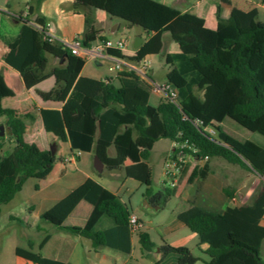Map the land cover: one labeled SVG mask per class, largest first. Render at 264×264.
Listing matches in <instances>:
<instances>
[{
  "label": "trees",
  "instance_id": "16d2710c",
  "mask_svg": "<svg viewBox=\"0 0 264 264\" xmlns=\"http://www.w3.org/2000/svg\"><path fill=\"white\" fill-rule=\"evenodd\" d=\"M74 4L84 9L87 28L96 21L95 11L101 10L152 33L131 56L109 49V53L131 61L138 62L147 55L162 53L163 35L169 33L176 51L166 55V63L186 79V84L178 88L180 104L163 99L153 105L150 103L151 88L133 72L119 76V84L111 78L83 77L80 72L86 59L72 54L58 41L45 39L44 32L32 22L45 25L46 20L40 16L31 19L34 9L30 6L28 16H19L24 25L20 37L10 44L6 62L21 73L28 88L55 75L56 86L40 95L44 99L58 100L70 96L81 108L71 107L70 110L76 113V119L83 120L81 130L71 128L70 123L66 128L63 111L44 109L48 132L62 141L68 139L73 149L94 152L111 170L124 166L134 135H138L174 141V155L179 152L177 145L187 144L183 151L192 160L198 162L206 158L201 168L194 169L189 181L196 176L206 178L211 161L218 157L264 177V147L251 140L240 147L229 146L225 144L224 132L213 136L206 130L212 122L220 123L231 116L246 128L264 135V44L260 51L255 46L259 32L264 30V22L259 20L258 9L243 11L220 2L216 11L217 27L211 29L182 19L178 9L159 0H74ZM222 50L230 52L228 61L221 57ZM50 55L64 58L66 66L47 71ZM0 95H14L3 80ZM0 116L6 117L4 123L15 143L9 153H2L0 157L1 214V205L10 202L36 172L49 168L56 161V155L51 150L41 151L24 140L26 119L18 117L13 109L0 106ZM111 147H114V155H110ZM2 148L0 142V152ZM147 153L148 150H143L142 157L146 159ZM189 166L187 161L180 178ZM125 171L129 177L144 183L149 177L147 162L127 166ZM175 193L176 186H164L157 191L148 187L145 197L152 204L163 205ZM82 199L93 205L88 221L83 226L65 225L67 215ZM131 214L130 206L118 194L88 178L41 217L72 235L89 238L95 248L107 246L129 253ZM263 217L264 187L251 203L198 213L187 220V226L199 236V248L207 245L204 251L210 260L206 264H264L261 254ZM139 240L145 254L155 249L147 231L139 232ZM29 245L33 246L31 240ZM160 252L162 257L177 253V264L198 261L188 247L166 241L160 246ZM15 253L37 264H69L19 246ZM157 264H161L160 261Z\"/></svg>",
  "mask_w": 264,
  "mask_h": 264
},
{
  "label": "crops",
  "instance_id": "0c3cea01",
  "mask_svg": "<svg viewBox=\"0 0 264 264\" xmlns=\"http://www.w3.org/2000/svg\"><path fill=\"white\" fill-rule=\"evenodd\" d=\"M159 1L169 3L171 6L178 9L181 12L182 19L211 29L217 27L216 11L217 4L220 2L230 4L243 11H250L256 8L259 11V20L264 22L263 0ZM30 6L34 9L31 19L40 16L44 18L46 22H50L51 27L49 31L55 35L57 39H72L75 36H80L82 38L83 46L96 45L102 37L113 39V37L108 35V29L106 28V25H104L107 19H111L110 33L112 35H115L117 39L121 37H127L129 39L130 51L125 54L127 56L134 54L136 50L134 47L136 41L139 42L141 46L152 34L143 31L138 26H131L123 19L111 16L101 10L95 11L96 21L92 27L87 28L85 23V11L83 8L77 7L74 4V0H0V82L3 80L5 86L14 91V95H0V106L2 108L13 109L18 117L26 119V130L23 137L27 143L35 145L41 151H49L51 150L50 146L55 145V155L58 153L60 154L59 161L56 159L49 168L43 171H38L31 176L36 177L37 175L40 177L36 182L35 192L31 194L32 196L27 197V199L31 198L35 200L34 203H29L28 219L32 218V216H36L41 223H43V227H38L36 235H29L30 237L26 236V240L23 241L19 247L31 249L35 252H41L48 258L69 264H133V262H135L134 264H157V261H160L161 264H177L179 261V255L177 253H170L171 255L168 254L164 257L161 256L160 246L166 241L175 246L188 247L192 253L198 257V261L195 264H206V262L210 260L209 255L204 251L207 248V245L204 244L202 245V249L199 248V236L187 226V220L191 216L201 212L223 211L229 206L240 207L251 203L256 194L264 187V177H261L258 174L260 178L256 180V184L253 183L252 185L251 177L247 178L246 176L242 179L240 177L235 180L232 176V172L236 168L225 165L224 162L218 160L220 159V157H218L211 161V170L206 178L202 179L201 177L196 176L192 181H189L194 169L196 167L198 169L201 168L206 162V159L197 162L189 158L188 162L190 163V166L186 173L180 178V181L176 186L175 195L169 198V200L177 198L183 199V201L180 202V205L177 204L180 208L178 209L177 207L172 209V213L166 225V235H163L160 240L154 239L149 231L145 229L146 224L144 219H142V217L135 211L137 209L136 200L139 199H136L133 195L132 197H129L127 201L125 195H123L121 191L124 184L129 179L137 180L126 174L125 167L134 166L140 162H147L149 165V177L147 182L144 183L137 180L145 185L144 190L141 191L140 198L146 208L152 206H158L156 207L158 209L162 208V205L152 204L149 202V199L145 197L146 189L148 187H154L152 151H155L156 142L159 140H152L141 136L136 138V135H134L132 145L127 151L124 166L119 169L111 170L105 165L103 171L98 172L95 169L94 164H91V159H95L96 154H94V152L73 149L71 147V142L68 139L62 141L59 137L46 130L42 113L44 109H58L63 111L66 128L70 123L69 126H71V128L81 130L83 120L81 118L76 119V113L70 110L71 107L81 110L79 104L76 101H73L70 96H67L64 100H58L44 99L40 95V92H49L56 86L55 75H51L37 83L35 86L28 88L21 73L6 62V56L10 51V44L20 37L24 25V20L20 19L19 16L22 15L23 18L28 16L26 13L29 11ZM114 19H118V22L112 23ZM98 30L100 31L99 33ZM130 31H134V35H129L128 33ZM168 34L169 33H164L163 42ZM259 42L260 44H258ZM263 44L264 30L258 34V39L255 44L256 49L260 51ZM174 51H176V46L171 42L166 53L163 50L160 54L146 56L151 61V71L149 75L151 82L161 84L165 81H171L177 88L186 84V79L176 73L172 66L166 63V55ZM223 51L225 50L221 51V57ZM160 55L162 56L161 61L157 62L154 57ZM49 59L50 61L47 71H52L57 67L66 66V60L64 58H57L50 55ZM224 60L228 61L229 59ZM93 62L96 65H94ZM105 62H108V65L110 66V62L106 59H86L80 75L98 80L111 78L116 84H119L117 79L119 76L128 75L129 70L127 68L112 71L108 67L107 70H104L103 67ZM253 63H256V58ZM163 69H165V76L158 79V73ZM145 82L151 88V83L148 81ZM163 99L165 98L161 93L151 90V104L157 105ZM228 118L238 122L231 116H226L222 122L218 123L214 121L210 126L216 128L218 133L222 131L226 134L225 144L240 147L245 141H237L233 138L230 139L231 137L229 138L222 127ZM5 119V116H0V124H5ZM67 119L69 121L68 123ZM239 124L242 125L241 123ZM248 130L254 132L250 129ZM6 135H8V133ZM136 139L138 140V144H136ZM260 145L264 147V140H262ZM175 146L176 143L172 141L170 149L160 152L161 158L159 160H162L163 173L164 163L173 153ZM3 150L4 146L1 153H3ZM79 150L81 151L80 154H78ZM143 150H148L146 159L142 157ZM114 154V147H111L110 155ZM224 161L226 160L224 159ZM73 163L75 166L70 167ZM57 164L60 166L59 170H55L54 168ZM229 164L241 167L238 164ZM239 169L243 170L245 168L241 167ZM227 170L230 171L231 174H229ZM104 172L105 176H103ZM88 178L99 182L107 189L118 194L122 200L130 206L132 213L140 218L143 224L141 230L147 231L155 243V249L150 252L149 255L145 254L143 251L139 236L138 243L140 250L138 251V254L135 253L136 244L134 233H132L131 236V251L129 253L107 246L95 248L89 238L72 235L67 231L57 228L52 222L41 217L44 212L51 210L58 202L64 199L78 186L82 185ZM164 186L165 179L157 185L155 191ZM228 194H230V196H228ZM92 210L93 205L89 201L82 199L67 215L64 224L83 226L88 221ZM22 222L27 225L28 229L31 230L34 228L30 222ZM261 223L264 225V217L262 218ZM188 228L190 230H187ZM47 236V241L44 243L43 247L40 248L41 242ZM30 240L33 242L32 247L29 245ZM263 247L264 239L261 244V254ZM195 250H199L200 253H195ZM16 264L37 263L27 261L17 256Z\"/></svg>",
  "mask_w": 264,
  "mask_h": 264
},
{
  "label": "rangeland",
  "instance_id": "374dc122",
  "mask_svg": "<svg viewBox=\"0 0 264 264\" xmlns=\"http://www.w3.org/2000/svg\"><path fill=\"white\" fill-rule=\"evenodd\" d=\"M111 19H107L104 25H106V28L108 29V35L113 37V39H117L115 35H112L110 33V21ZM118 22V19H114L112 23ZM134 31H130L129 35H134ZM127 34V35H128ZM165 45H164V52L166 53L169 49L170 43L173 42L171 35L168 34L167 37L164 39ZM260 44V42L258 43ZM222 57L224 59L230 58V52L229 51H223ZM162 56H155L154 59L157 60V62L161 61ZM94 65H96L93 62ZM108 62L104 63V70H107L109 65ZM165 76V69L161 70L158 73V79ZM223 129L227 133L230 139H235L237 141H246L251 140L255 143L259 144L262 143V140H264V136L260 133L251 132L242 125H240L238 122L234 121L231 118H228L225 123L223 124ZM7 134V133H6ZM5 134V135H6ZM136 138H139L138 135H136ZM0 142L3 143L4 150L3 153L7 154L9 153L15 146L13 137L10 136V133L5 138H0ZM138 140L136 139V144ZM234 143V142H233ZM172 144V140L170 139H161L158 142H156L155 145V151L153 152L152 156V172H153V187L154 189H157V185L165 179V175L163 173V164L162 160H159L161 158L160 152L166 149H170ZM53 145L50 146V149ZM148 147V146H147ZM56 159L60 160V154H56ZM216 159V158H215ZM221 162H224L227 166H233V168H236L232 172V176L236 179L244 178L247 176V178H252V183L256 184V180L260 178V176L250 170H241L239 166L236 167V165H230L227 163L228 161H224V159L220 158L218 159ZM91 164H94V160L91 159ZM75 164L73 163L70 165V167H74ZM55 170H59L60 166L58 164L54 167ZM96 169V168H95ZM229 174H231L230 171L227 170ZM105 176V172L103 174ZM40 176L31 177L26 184L24 185V188L21 192H19L10 202L6 204L1 205V214H0V264H16V258L17 255L15 253V248L17 246H21L22 242L26 240V236L30 237L29 235H36L38 227H43V223L35 216H32V218L28 219L29 216V203H34L35 200L28 198V196H32L35 192V185L36 182L39 180ZM180 181V180H179ZM168 186V185H167ZM145 185L137 180L129 179L123 186L121 193L125 195L126 200L128 201L129 197L135 196L136 199V207L135 210L138 215L144 219L146 227L145 229L149 231V233L152 235L154 239L160 240L163 235H166V225L168 223L169 217L172 213V209H175L180 206V202L183 201V199H172L167 200L163 205L161 209L156 208L155 206L146 208L143 204V201L140 198L141 191L144 190ZM22 221H28L33 225V229H28L27 225L23 223ZM187 228V227H186ZM187 230H190L189 228ZM190 232V231H189ZM181 234V233H180ZM182 235V234H181ZM138 233H134V240L136 244V250L135 253L138 254V251L140 250V246L138 243ZM170 237V236H169ZM172 239V238H171ZM195 253H200L199 250H195ZM171 255V254H170ZM262 257L264 258V247L262 249ZM165 259V258H164ZM135 262H133L134 264Z\"/></svg>",
  "mask_w": 264,
  "mask_h": 264
},
{
  "label": "built area",
  "instance_id": "2783aa9c",
  "mask_svg": "<svg viewBox=\"0 0 264 264\" xmlns=\"http://www.w3.org/2000/svg\"><path fill=\"white\" fill-rule=\"evenodd\" d=\"M26 14H28V12ZM32 25L40 31L44 32L45 39H48L51 42H60L64 47L69 49L71 53L76 56H81L85 59H106L110 62L109 69L112 71L127 68L129 72L135 73L142 80L150 82L152 91L161 93L165 99L176 104H180L178 88L171 81H165L161 84L150 81L149 75L151 71V61L147 57L137 62L109 53V49L112 48L121 51L123 54L128 53L130 49L129 39L127 37H121L118 39H101L96 45L83 46L82 38L80 36H75L72 39H57L55 35H53L49 31L51 27L50 22H46L45 25L32 22ZM206 130L213 136L218 135L217 129L211 127L210 125L206 127ZM186 146L187 144L177 145V147L179 148V152L175 155L172 153L165 161V186H177L180 176L182 174V170L185 164L187 163L188 159L191 157L189 154H186L183 151ZM80 153L81 151L79 150L78 154ZM1 155L2 153L0 152V157ZM129 227L132 233H139L143 227L142 221L134 213L130 215Z\"/></svg>",
  "mask_w": 264,
  "mask_h": 264
},
{
  "label": "water",
  "instance_id": "95a60500",
  "mask_svg": "<svg viewBox=\"0 0 264 264\" xmlns=\"http://www.w3.org/2000/svg\"><path fill=\"white\" fill-rule=\"evenodd\" d=\"M139 46H140V43L136 41L134 47H135L136 49H138ZM9 132H10V131H9V128H8L5 124L1 123V124H0V136H4L6 133H9ZM51 151H52V154H55V153H56L55 145L52 146ZM104 166H105V164H104V162L101 160V158H100L98 155H95V159H94V167L96 168V170H97L98 172H102ZM157 207H158V206H157Z\"/></svg>",
  "mask_w": 264,
  "mask_h": 264
}]
</instances>
